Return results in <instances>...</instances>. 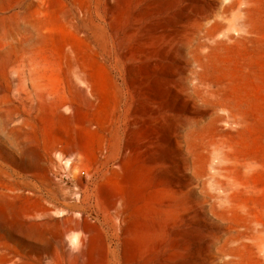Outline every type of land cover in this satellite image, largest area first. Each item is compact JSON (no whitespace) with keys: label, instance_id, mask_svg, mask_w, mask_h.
<instances>
[{"label":"rangeland","instance_id":"374dc122","mask_svg":"<svg viewBox=\"0 0 264 264\" xmlns=\"http://www.w3.org/2000/svg\"><path fill=\"white\" fill-rule=\"evenodd\" d=\"M221 5L0 0V264H264V21Z\"/></svg>","mask_w":264,"mask_h":264},{"label":"bare ground","instance_id":"6f19581e","mask_svg":"<svg viewBox=\"0 0 264 264\" xmlns=\"http://www.w3.org/2000/svg\"><path fill=\"white\" fill-rule=\"evenodd\" d=\"M229 16L234 18L235 34L238 38H259L262 35L261 24L264 21V0H222L217 13L219 19L212 25V35L226 27V19ZM225 36L228 39L232 38L227 33ZM76 242V237L70 239L72 245L75 246Z\"/></svg>","mask_w":264,"mask_h":264}]
</instances>
